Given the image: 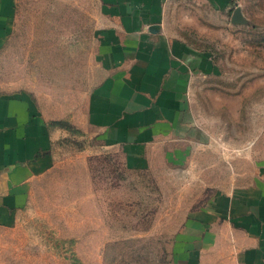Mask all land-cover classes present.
<instances>
[{"label":"rangeland","instance_id":"obj_1","mask_svg":"<svg viewBox=\"0 0 264 264\" xmlns=\"http://www.w3.org/2000/svg\"><path fill=\"white\" fill-rule=\"evenodd\" d=\"M43 1L24 6L0 56V91L28 94L49 117L70 116L74 129L55 143L56 165L37 180L28 209L0 227V264H186L180 233L210 198L207 163L217 154L201 150L192 172L185 168L191 165L130 170L120 151L104 147L86 125L88 97L101 77L90 60L92 24L82 15L58 20L53 13L66 17L67 8ZM238 7L246 25L221 24L217 34L205 25L187 29H206L200 40L220 66L217 78L193 86L192 107L220 143L235 149L221 148V157L264 142V0Z\"/></svg>","mask_w":264,"mask_h":264},{"label":"crops","instance_id":"obj_2","mask_svg":"<svg viewBox=\"0 0 264 264\" xmlns=\"http://www.w3.org/2000/svg\"><path fill=\"white\" fill-rule=\"evenodd\" d=\"M28 1L0 0V56ZM51 5L68 10L66 17L53 13L56 19L82 15L94 28L90 60L101 77L85 116L104 147L118 149L130 170L159 173L181 165L194 166L185 167L192 172L201 165V158L194 161L201 150L217 154L207 163L210 198L190 211L181 230L180 245L187 250L180 258L192 264H264V142L237 156L243 158L233 151L221 157V148L235 149L220 143L192 107L193 86L217 78L220 66L200 40L206 29L196 28L195 34L187 29L205 25L217 34L221 24L235 28L234 3L51 0ZM68 50L74 52L73 46ZM68 118L49 117L26 93L0 91V227L19 220L37 180L55 167V143L70 131L55 122L74 125Z\"/></svg>","mask_w":264,"mask_h":264},{"label":"water","instance_id":"obj_3","mask_svg":"<svg viewBox=\"0 0 264 264\" xmlns=\"http://www.w3.org/2000/svg\"><path fill=\"white\" fill-rule=\"evenodd\" d=\"M232 22L236 25H243L247 23V20L245 19L242 9L240 7H237L235 9L232 16Z\"/></svg>","mask_w":264,"mask_h":264},{"label":"trees","instance_id":"obj_4","mask_svg":"<svg viewBox=\"0 0 264 264\" xmlns=\"http://www.w3.org/2000/svg\"><path fill=\"white\" fill-rule=\"evenodd\" d=\"M56 125H60L66 129H69V130H73L72 129V126H70L69 124H67L66 122H55Z\"/></svg>","mask_w":264,"mask_h":264},{"label":"built area","instance_id":"obj_5","mask_svg":"<svg viewBox=\"0 0 264 264\" xmlns=\"http://www.w3.org/2000/svg\"><path fill=\"white\" fill-rule=\"evenodd\" d=\"M231 1L234 3L235 8H237L240 0H231Z\"/></svg>","mask_w":264,"mask_h":264}]
</instances>
